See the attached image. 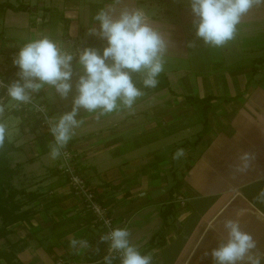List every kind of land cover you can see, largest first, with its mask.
<instances>
[{
  "label": "crops",
  "instance_id": "1",
  "mask_svg": "<svg viewBox=\"0 0 264 264\" xmlns=\"http://www.w3.org/2000/svg\"><path fill=\"white\" fill-rule=\"evenodd\" d=\"M38 1L42 15L35 22L21 17L27 11L0 9V63L6 60L8 74L18 71L12 59L23 43L16 34L3 35L4 26L29 28L28 41L48 35L73 53L104 48L103 40L88 34L99 0ZM2 3L18 7L13 0ZM118 6L143 9L168 41V67L161 73L168 86L144 88L133 111L95 119L81 109L77 119L83 123L69 142L76 167L116 225L130 229L141 253H153V264H213L205 253L226 237L223 222L230 218H238L256 240L254 255L264 256V205L254 200L264 188V62L258 61L264 58V5L253 7L235 39L221 48L196 39L187 0H121ZM11 12L17 24L7 23ZM62 18L68 20L66 33ZM193 40L195 47L188 48ZM74 94L75 87L65 100L51 88L36 93L50 116L70 111ZM209 97L204 117L201 101ZM29 131L34 143L16 145L10 153L18 166L12 182L21 194L15 198L17 221L4 225L0 220V264H102L108 247L99 240L103 230L60 173V157L50 158V135L43 128ZM178 148L185 156L174 160ZM244 151L254 152L256 159L248 172L237 173ZM73 236L87 239L91 249L72 254Z\"/></svg>",
  "mask_w": 264,
  "mask_h": 264
},
{
  "label": "clouds",
  "instance_id": "2",
  "mask_svg": "<svg viewBox=\"0 0 264 264\" xmlns=\"http://www.w3.org/2000/svg\"><path fill=\"white\" fill-rule=\"evenodd\" d=\"M121 0L101 9L94 17L95 24L88 34L106 41L100 50L94 47L69 51L63 43L45 34H38L23 46L13 57L12 64L18 68V79L0 87L6 88L7 103L0 98V149L10 138L9 124L4 119L6 109H18L29 104L33 96L42 89H54L60 99L65 100L73 92L70 111L56 116H47L45 122L54 138L49 143L50 158L58 159L83 123L77 119L81 109L93 114L95 119L122 110L133 111L138 98L144 95V88L157 87L158 77L165 70L168 41L152 26L149 16L141 8L123 7L117 10ZM194 17L195 37L211 48H221L234 40L242 18L255 7L264 5V0H187ZM94 24V25H95ZM195 47V40L187 43ZM78 69L74 70L73 60ZM77 75L73 86V76ZM142 87L137 86V80ZM43 111V109H40ZM185 150L178 148L174 160H181ZM256 155L251 151L242 152L235 167L237 173H246ZM254 200L264 205V188H260ZM243 215V210L238 213ZM109 231L99 236L100 242L107 243V254L102 264H153V253L142 254L131 240L127 227L110 226ZM226 237L215 248L206 252L213 264H262L264 256L254 255L257 243L251 233L243 231L240 220L226 219L223 222ZM69 248L74 255H82L91 249L87 239L75 236L69 239ZM99 251V249H96ZM101 264V262H98Z\"/></svg>",
  "mask_w": 264,
  "mask_h": 264
},
{
  "label": "rangeland",
  "instance_id": "3",
  "mask_svg": "<svg viewBox=\"0 0 264 264\" xmlns=\"http://www.w3.org/2000/svg\"><path fill=\"white\" fill-rule=\"evenodd\" d=\"M79 1H81V0H79ZM92 1H95V3H96L98 0H92ZM98 2H100V3L97 4L98 8H97V10L94 11V15L93 16H95L101 9L107 8L108 6L114 4V2H113V3H109V5H108L107 3H105V2H103L101 0H99ZM13 3H15V0H13ZM87 3H88V0H86V4ZM15 4H17L18 6L24 5V6L29 7V9L27 10V12L29 14L26 15V16H25V14H22V16H21V17L24 16L23 17L24 19L25 18H28L27 20L31 19L32 22H35L36 16L37 15H42L41 14L42 12L38 11V9H37V6L39 7V10L41 9L40 8L41 5L39 4V1L38 0H20V3L17 1V3H15ZM123 4L124 5H127L128 4V1L126 3H125V1H123L122 2V5ZM123 7L122 6H118L117 7V5H116L117 10H119V9H121ZM132 8H134V7H132ZM37 12H38V14H36ZM11 13L12 14L7 15V17H6L7 23H15V24H17L18 23L17 22V18L18 17L17 16L13 17V12H11ZM0 20H1L0 26L2 27L3 26V22H2L3 19L1 18V15H0ZM93 21H94L93 20V17H90V22H91L90 26L91 27H92ZM20 24H22V23H20ZM95 26L98 27V24H95ZM4 27L5 28L2 29L3 35L10 36L12 34H16L18 36V38L20 39L21 43H23V45L26 42H28L29 28L17 29V28H13V27H10V26H4ZM27 27H29V26H27ZM0 31H1V29H0ZM103 42H104V47H105L106 46V41L103 40ZM99 48L100 47L98 46V48H96V49H99ZM4 63H6V60L0 63V82L2 81V83L4 85H7V83H11L13 80L18 79V77L16 75L17 72L16 73H12V74H8L7 73L8 70L7 69H4V67H3V66H5ZM76 64H77V62H76ZM186 66H188V61H187ZM12 67L17 68L16 66H12ZM12 67H9V68H12ZM165 67H168V66H165ZM134 79L137 80L136 77H134ZM5 89H6L5 87H0V98H3V100L5 101V103H7L8 98L6 97V93L4 92ZM34 95L38 98V100H40L39 99V96H37L36 94H34ZM46 108L48 110V107L47 106H46ZM4 119L9 124V132H10V138H6V139L9 142L14 143L15 146L16 145H19V144H22L21 146L32 145L34 143L33 140H34L35 137L33 135H30V132L31 131H29V129L31 130V129H33V127L36 130L37 129H40V128H43V129H45L46 132L48 131V126L45 125L47 127L46 128L45 126H43L41 124V120H40L41 118H39V115L36 114V113H34V111L30 108V106H25L23 104L20 105V107L18 109H16V108L6 109L5 114H4ZM49 135L51 137V134L50 133H49ZM51 139H52V137H51ZM11 156H14L13 157L14 160H15V158H18L19 159V157L16 154H14V153ZM32 156L33 155L31 153L30 154V157H32ZM61 159L62 158L59 159L58 165L60 164ZM12 164L13 163L11 161V165ZM12 184H13V182H12ZM0 226H1V223H0ZM0 229H1V227H0ZM1 236H2V231H0V237ZM2 243H3V241L0 240V246L2 245Z\"/></svg>",
  "mask_w": 264,
  "mask_h": 264
},
{
  "label": "built area",
  "instance_id": "4",
  "mask_svg": "<svg viewBox=\"0 0 264 264\" xmlns=\"http://www.w3.org/2000/svg\"><path fill=\"white\" fill-rule=\"evenodd\" d=\"M0 83H2V81ZM4 92L6 93V89L4 90ZM23 105L30 106L34 113L38 114L39 118H41V124L43 126H48L45 122V114H47V116L49 117L51 116L49 115L46 106L40 100H38L35 95L33 96V100L31 103ZM40 109H43V111H41ZM47 132L49 134V131ZM53 139L54 138L52 137V140ZM60 158L62 159L60 164L58 165L59 171L66 177L73 193L83 196L86 209L94 216V223L103 230V233L109 231V227L105 226L104 224L105 220L110 221V226L112 228L119 227L116 225L115 220L109 211V208L100 202L93 188L76 167V154L72 151L69 143L67 147L62 150Z\"/></svg>",
  "mask_w": 264,
  "mask_h": 264
},
{
  "label": "trees",
  "instance_id": "5",
  "mask_svg": "<svg viewBox=\"0 0 264 264\" xmlns=\"http://www.w3.org/2000/svg\"><path fill=\"white\" fill-rule=\"evenodd\" d=\"M1 10L13 9L14 11H27L29 8L24 5L15 7L11 4L2 3L0 4ZM65 22V33L68 30V20L62 18ZM98 43V41H94ZM259 62H264V58L258 59ZM161 87L168 86L167 77L164 74H160L158 77ZM137 83L139 81L137 80ZM212 98H206L202 100V105L204 106L203 115L206 117V109L209 106ZM18 148L14 143L9 142L7 139L5 141V146L3 149H0V220L4 225L15 223L18 219L16 211L18 210V205L16 204L15 198L21 194V191L16 189L12 180L18 173V166L12 167L10 153L17 151Z\"/></svg>",
  "mask_w": 264,
  "mask_h": 264
}]
</instances>
